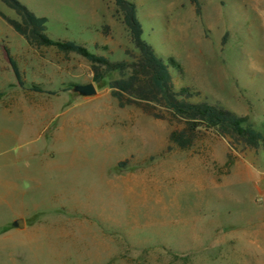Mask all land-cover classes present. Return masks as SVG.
Returning a JSON list of instances; mask_svg holds the SVG:
<instances>
[{"label":"rangeland","instance_id":"374dc122","mask_svg":"<svg viewBox=\"0 0 264 264\" xmlns=\"http://www.w3.org/2000/svg\"><path fill=\"white\" fill-rule=\"evenodd\" d=\"M17 1L53 40L110 60L132 49L113 0ZM129 1L174 91L264 133V0H196L200 17L190 0ZM7 11L0 2L15 21L0 17V264H264L263 152L212 131L170 148L174 119L119 108L116 74L94 84L81 58L29 47ZM4 47L28 84L64 91L17 88ZM88 84L92 96L73 91Z\"/></svg>","mask_w":264,"mask_h":264},{"label":"trees","instance_id":"16d2710c","mask_svg":"<svg viewBox=\"0 0 264 264\" xmlns=\"http://www.w3.org/2000/svg\"><path fill=\"white\" fill-rule=\"evenodd\" d=\"M0 2L18 18V24L23 30L22 37L29 47L53 48L58 53L81 58L89 65L91 81L94 84H99L111 74H116L117 78L109 80L107 88L119 108L135 107L154 119L166 120L168 116L174 119L179 125L169 134L170 148L190 149L202 134L212 131L228 139L235 148L264 153V133L256 129L247 118L217 102H192L191 95L186 90L174 91L168 65L143 37L137 7L133 2L113 0L132 46V49H125V58L121 60H110L74 41L53 40L46 33V18H37L32 22L28 10L17 0ZM190 4L196 16L200 17L199 3L190 0ZM0 17L9 25L15 24V21L1 13ZM3 52L17 88L48 95L64 91H42L39 87L28 84L8 49L4 47Z\"/></svg>","mask_w":264,"mask_h":264},{"label":"water","instance_id":"95a60500","mask_svg":"<svg viewBox=\"0 0 264 264\" xmlns=\"http://www.w3.org/2000/svg\"><path fill=\"white\" fill-rule=\"evenodd\" d=\"M73 91L78 93L81 97H89L96 93L95 87L93 84L88 85H76L73 87ZM12 225L17 229L23 228V220L16 219L13 221Z\"/></svg>","mask_w":264,"mask_h":264},{"label":"crops","instance_id":"0c3cea01","mask_svg":"<svg viewBox=\"0 0 264 264\" xmlns=\"http://www.w3.org/2000/svg\"><path fill=\"white\" fill-rule=\"evenodd\" d=\"M2 4V3H1ZM3 11V10H2ZM3 12H5V11H3ZM7 13L9 14V15H11V14H13L12 13V11L10 10V11H7ZM97 20V17H95V21ZM84 21L81 23V26H84ZM23 220V219H22ZM15 221V220H14Z\"/></svg>","mask_w":264,"mask_h":264}]
</instances>
